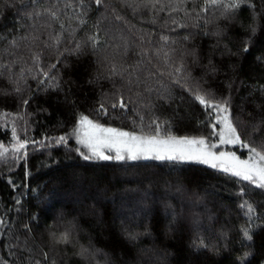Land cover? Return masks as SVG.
Masks as SVG:
<instances>
[{
    "label": "trees",
    "instance_id": "1",
    "mask_svg": "<svg viewBox=\"0 0 264 264\" xmlns=\"http://www.w3.org/2000/svg\"><path fill=\"white\" fill-rule=\"evenodd\" d=\"M251 2L226 12L205 0H38L28 11L41 15L30 20L27 0H0V145L9 150L0 160V264H240L249 251L245 264H264L261 190L194 161L84 160L70 135L83 114L136 135L159 124L162 138L218 143L199 92L227 99L242 140L264 150V11ZM41 69L59 87L40 84ZM120 97L127 109L111 107ZM13 128L27 141L18 153ZM61 136L67 144L56 143ZM214 151L248 157L239 145ZM242 200L260 217L251 249L240 243Z\"/></svg>",
    "mask_w": 264,
    "mask_h": 264
},
{
    "label": "snow or ice",
    "instance_id": "2",
    "mask_svg": "<svg viewBox=\"0 0 264 264\" xmlns=\"http://www.w3.org/2000/svg\"><path fill=\"white\" fill-rule=\"evenodd\" d=\"M24 0H22V3ZM84 0H80V3L83 4ZM97 6L103 4V0H94ZM159 2V0H156ZM184 2V0H181ZM38 0H27V3H24L25 15L28 19H32L34 16L39 17L41 13L33 9L28 11L33 5H37ZM205 4L209 7H223L226 12H232L239 10L242 6L246 5L249 8L254 9L256 5L251 2V0H205ZM71 7L69 3L67 5ZM154 6V5H153ZM206 10V9H205ZM54 19H58L57 13L51 10H45ZM262 11H264V0H262ZM255 15L253 19L255 20ZM80 24H86L87 21L80 19ZM34 27V25H32ZM60 27L63 29L64 25L61 24ZM255 31V29H253ZM0 39H3V36L0 35ZM167 43L168 37H161ZM61 42L60 36L55 38V43L59 44ZM88 42L91 43L92 48H96L100 43L98 38L93 35L88 37ZM12 44H15L16 41H11ZM81 49V44L76 43L73 52H78ZM65 51H69L65 49ZM243 51L247 52L248 48L245 47ZM259 59V58H258ZM39 57H35L34 62H38ZM59 62V61H58ZM56 65H51V68H55ZM113 73L115 69L113 68ZM177 72L181 71V68L176 69ZM44 80H40V84H44L45 80L49 81V87H59V81L55 75H49V72L43 71L41 69ZM55 82V83H53ZM179 83V81H177ZM261 89L264 90V85L261 86ZM19 91V88L16 89ZM194 101L198 102L200 105L204 106L205 109H211V112H208L209 120L211 121L213 113H215L214 122L211 123L212 133L211 135L218 136V143H208L205 137L199 138H189V137H175L168 135L166 138L160 136V125H156V130L154 135L144 136L136 135L135 133L122 131L117 128L105 127L104 125L94 122L89 119L87 115L81 114L77 125L74 127L73 132L70 134L76 138V142L81 145L83 148L87 149V152L81 151L80 148H77L76 151L82 156L84 160L91 159H100V160H117V161H137V160H168V161H194L196 163L204 164L209 166L212 169H215L229 177H234L237 181L246 182L248 191L254 189H259L264 192V150L258 149L257 147H252L247 141L242 140L241 134L238 131L237 125L234 123V118L230 111L229 101L227 99L223 102L216 101L214 99H208L206 94H201L196 92L193 94ZM24 104H27L28 101H23ZM113 109L119 107L120 109H127L128 104L125 102L123 97H120L116 103L111 105ZM98 112H102L107 115L108 110L104 107L103 104L100 105ZM155 123V121H153ZM220 125L219 131H217L216 126ZM12 138L16 143L13 145L14 153L20 152L21 149H24L27 141H20L16 135L15 128L12 129ZM67 136H61L56 140L57 144H67ZM230 144V145H239L242 149L248 151L247 159H241L234 152H215L219 145ZM106 149L109 153L115 152V155H106L103 151ZM8 149L0 145V160L6 159L8 154ZM241 197L245 195V188L241 187L240 192L238 193ZM242 217L245 218V222L248 226H242L240 229L241 232V246L248 247L251 249L253 241V228L252 223L255 219L260 217L256 213V208L253 204L249 203L248 200H242L238 205ZM5 221L0 218V226H3ZM134 238V237H133ZM60 242L68 243V234H62ZM200 247H207L200 242ZM251 255V251L245 252L242 257L239 258L240 264H245L248 257ZM44 259L47 260V254H44ZM35 264H41L39 260ZM55 264V261L52 262Z\"/></svg>",
    "mask_w": 264,
    "mask_h": 264
},
{
    "label": "rangeland",
    "instance_id": "3",
    "mask_svg": "<svg viewBox=\"0 0 264 264\" xmlns=\"http://www.w3.org/2000/svg\"><path fill=\"white\" fill-rule=\"evenodd\" d=\"M14 120L16 121V119L14 118ZM0 123L2 124V121L0 120ZM76 139V138H75ZM16 142V141H15ZM84 152H87V149L83 150Z\"/></svg>",
    "mask_w": 264,
    "mask_h": 264
}]
</instances>
